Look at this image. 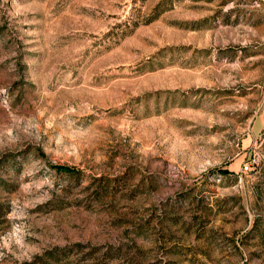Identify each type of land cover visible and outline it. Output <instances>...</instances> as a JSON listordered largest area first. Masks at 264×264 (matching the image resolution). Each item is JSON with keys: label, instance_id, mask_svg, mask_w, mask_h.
Masks as SVG:
<instances>
[{"label": "rangeland", "instance_id": "obj_1", "mask_svg": "<svg viewBox=\"0 0 264 264\" xmlns=\"http://www.w3.org/2000/svg\"><path fill=\"white\" fill-rule=\"evenodd\" d=\"M0 264H264V0H0Z\"/></svg>", "mask_w": 264, "mask_h": 264}, {"label": "trees", "instance_id": "obj_2", "mask_svg": "<svg viewBox=\"0 0 264 264\" xmlns=\"http://www.w3.org/2000/svg\"><path fill=\"white\" fill-rule=\"evenodd\" d=\"M55 168L58 170V171H63V172H67V173H77V169H75L74 167H68L66 165H55ZM224 173H227V171H222Z\"/></svg>", "mask_w": 264, "mask_h": 264}, {"label": "built area", "instance_id": "obj_3", "mask_svg": "<svg viewBox=\"0 0 264 264\" xmlns=\"http://www.w3.org/2000/svg\"><path fill=\"white\" fill-rule=\"evenodd\" d=\"M244 170H248L249 169V165L248 163H243V167H242Z\"/></svg>", "mask_w": 264, "mask_h": 264}]
</instances>
